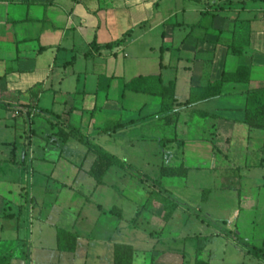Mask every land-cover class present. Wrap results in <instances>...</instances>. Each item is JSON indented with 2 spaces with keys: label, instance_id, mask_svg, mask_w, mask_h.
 <instances>
[{
  "label": "crops",
  "instance_id": "crops-1",
  "mask_svg": "<svg viewBox=\"0 0 264 264\" xmlns=\"http://www.w3.org/2000/svg\"><path fill=\"white\" fill-rule=\"evenodd\" d=\"M129 32L118 48L93 47L95 42L115 43ZM240 67L249 69V83H226L222 96L188 105L192 85L205 88ZM160 75L165 87L176 81L173 125L164 120L160 97L125 88ZM260 88H264V0H0V102L13 106L0 108V247L6 243L1 237L6 226L22 245L43 246L47 220L43 212L51 214L62 193L70 189L77 198L67 209L77 218L72 229L56 225L55 242L48 248L53 252L58 251V229L79 236L73 254L78 255L81 219L92 217L98 230L102 217L124 220L126 207L135 202V226L141 221L162 228L151 231V238L158 236L150 249L133 246L135 264L138 258L142 264H225L224 249L197 251L189 260L185 252L164 249L161 242L166 232L170 241L185 238L170 232L171 227L189 222L195 209L208 227L223 223L228 233L218 232L222 237L232 241L244 237V201L230 218L222 219L219 214L225 209L217 198L226 192L223 184L205 187L190 180L193 176L212 179L238 136L244 139L247 153L261 151L254 131L244 123L246 94ZM22 118L29 122V135L19 126ZM115 122L137 124L100 133ZM38 127L46 129L37 133ZM71 127L80 129L125 168L112 167L105 184L97 187L89 176L96 157L88 155V149L79 155L78 140L63 142L57 136L59 129L69 132ZM25 150L28 157L23 164ZM181 165L189 169L187 177L161 178L163 168ZM84 176L93 181L91 196L99 191L113 199L120 196L121 207L98 205L99 213L93 212V198L82 192L79 181ZM239 177L244 176L239 173ZM37 184L46 192L41 202L35 197ZM204 192L209 195L200 200ZM165 199L178 206L169 222L164 221ZM114 208L121 217L111 213ZM214 212L218 214L212 218ZM120 225L113 228L118 230ZM36 230L41 236L35 237ZM24 231L27 237L21 239ZM95 238L106 243L102 236ZM115 245L111 244V262H104V251L97 250L92 264H114ZM251 258L249 264L254 259L256 264L264 263Z\"/></svg>",
  "mask_w": 264,
  "mask_h": 264
},
{
  "label": "rangeland",
  "instance_id": "rangeland-1",
  "mask_svg": "<svg viewBox=\"0 0 264 264\" xmlns=\"http://www.w3.org/2000/svg\"><path fill=\"white\" fill-rule=\"evenodd\" d=\"M5 110V109H4ZM10 125H14V120L9 121ZM19 126L26 131V135H29V122L25 119L19 120ZM26 129V130H25ZM40 127L37 128V133L44 131ZM256 140L261 145V151L247 153V149L244 148V139H236L235 144L230 149L229 154L226 157L225 162H221L220 168H218L212 174V179L209 176L206 178L192 177L191 182L196 184H203L205 187L216 183L218 186L222 185L226 189V192L218 195L221 206L224 211H220V218H230L231 215L238 209L239 204L243 201L246 205L245 214L241 221V233L244 236L242 239L232 241L230 238L218 234L220 231L228 233L227 228L223 227L221 222L219 225L212 223L211 227L208 224H204L202 220H206L197 209L192 211V218L189 222H182L181 224L173 223L170 232L176 235L188 238H177V241H170L169 232L165 234V238L162 239L161 246L164 249L185 252L187 258L191 260L197 251H215L220 252L224 249L228 255L225 264H249L253 262L251 256H254V248H258L264 241V132L254 131ZM55 138L53 139V141ZM77 153L80 155L85 154L87 148L85 145L78 143ZM59 151L62 149L58 146ZM22 151V150H21ZM224 164V165H222ZM239 173H242L243 178L239 177ZM199 177V176H198ZM20 180V177H19ZM82 181V192L86 193L88 197H92V206L90 209L99 213L97 209L98 205H102L104 208L110 206L121 207L122 198L115 196L114 199L109 197L105 191H99L98 194L91 196L90 182H93L89 176H84L79 179ZM137 187L140 186L139 181H136ZM26 187V184H25ZM31 187V183L27 186ZM26 187V188H27ZM25 188V189H26ZM35 197L38 202L46 199V192L43 186L40 184L34 187ZM58 195V194H55ZM59 196V195H58ZM57 197V196H55ZM77 198V192L70 189L64 191L59 198L58 205L52 211L51 214L43 212V218L46 217V224L43 228V246H39L38 243H34L32 246L25 242L22 245L21 241H17V234L9 232V227L6 226V232L1 236L6 241L3 247H0V255H9L13 257L14 264H92L97 261V250H103L104 262H111V244H125L134 246L141 251L150 249L151 244L157 240L158 234L151 238V231L159 232L162 228L160 226L148 227L141 221H138L137 226L134 225V217L136 216L137 203H129L126 207L124 214V220L113 219L112 217H102L98 230L94 229L93 219L89 216L88 220L81 219L78 224V228L81 234L80 251L78 255L62 254L58 251H51L48 249L50 244L54 241L52 235L56 230V225H61L63 228L72 229L74 220L77 215L72 214L67 208ZM199 199H203V194L199 196ZM254 207V208H253ZM66 209V210H64ZM89 211V210H88ZM85 209L84 213H89ZM166 212H164V215ZM207 214V213H206ZM218 214V213H217ZM212 213V218L217 215ZM90 215V214H89ZM199 215L202 217L199 220ZM208 217V216H207ZM212 221V220H210ZM207 222V220H206ZM121 224L118 230L113 227H117ZM136 223V222H135ZM16 225V223H14ZM59 225V226H60ZM255 230L254 239L251 238L252 232ZM37 231V230H36ZM95 231V232H94ZM98 231V232H96ZM40 230L35 232V237L40 233ZM94 232V234H93ZM38 235V236H39ZM217 235V236H214ZM21 239L27 237V232L21 233ZM41 236V235H40ZM97 236H102L106 243L100 244L95 239ZM53 238V239H52ZM94 239V240H93ZM27 241V239H26ZM155 244V243H154ZM249 253H251L249 255ZM150 258V257H149ZM254 258H256L254 256ZM259 259V258H257ZM263 260V259H262ZM256 259H254V264ZM136 264H142L140 258L137 259ZM264 264V263H263Z\"/></svg>",
  "mask_w": 264,
  "mask_h": 264
},
{
  "label": "trees",
  "instance_id": "trees-1",
  "mask_svg": "<svg viewBox=\"0 0 264 264\" xmlns=\"http://www.w3.org/2000/svg\"><path fill=\"white\" fill-rule=\"evenodd\" d=\"M130 32L124 35L119 41L108 44L106 46H99L96 42L93 47L96 50L101 48H118L124 44L127 40ZM250 71L246 67H240L234 74L224 73L222 78L216 82H211L205 88H200L196 85H192L191 96L188 105H194L196 103L209 101L222 96L223 87L226 83H249ZM142 88L141 86H144ZM126 90H132L137 93L150 94L158 96L162 100V113L167 125H173L177 113L175 111L176 99V81L170 82L165 87L162 83V77L157 76L154 78L139 79L126 85ZM247 104L245 109V121L250 131H263L264 132V88L255 89L247 92ZM13 107L11 104L0 102V108L9 109ZM137 122H131L128 124H121L120 122L109 123L101 130V134H108L116 132L119 129H126ZM57 136L67 142L69 139L74 138L81 144L85 145L88 149V155H94L95 161L89 171V176L95 181L97 187H101L105 184V177L112 167H119L124 169L125 164L119 161L115 156L108 154L103 148L94 145L91 140L86 137L80 129L69 128V132L63 129H59ZM28 157V150L23 152V164ZM15 161L13 160L12 163ZM189 173V169L184 165L178 168H163L161 170V178H185ZM209 192H204L203 200ZM177 204L170 200H164L165 216L164 221L169 222L175 211L177 210ZM111 213L115 216L121 217V212L118 208H114ZM139 215V214H138ZM79 236L77 234L58 229L57 230V250L60 253L74 254L77 251ZM137 251L131 245L116 244L114 247V264H135ZM254 256L264 260V241L262 248H254ZM13 257L9 255L0 256V264H12Z\"/></svg>",
  "mask_w": 264,
  "mask_h": 264
}]
</instances>
